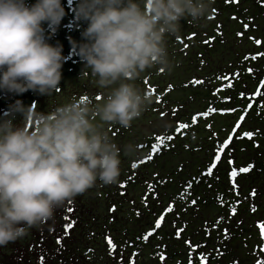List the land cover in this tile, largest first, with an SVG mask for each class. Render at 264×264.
I'll use <instances>...</instances> for the list:
<instances>
[{"label": "clouds", "instance_id": "clouds-1", "mask_svg": "<svg viewBox=\"0 0 264 264\" xmlns=\"http://www.w3.org/2000/svg\"><path fill=\"white\" fill-rule=\"evenodd\" d=\"M215 0H80L79 20L87 22L84 43L74 46L103 91L101 103L75 99L49 112L24 107L21 125L0 119V246L26 236L54 218L65 202L96 186L113 185L121 174V148L108 129L131 127L152 104L135 83L149 69L171 71L168 39L182 20L199 25ZM65 15L61 0H0V90H29L49 96L60 90L62 46L48 43ZM82 75H88L82 72Z\"/></svg>", "mask_w": 264, "mask_h": 264}, {"label": "rangeland", "instance_id": "rangeland-1", "mask_svg": "<svg viewBox=\"0 0 264 264\" xmlns=\"http://www.w3.org/2000/svg\"><path fill=\"white\" fill-rule=\"evenodd\" d=\"M26 1H29L30 5L36 2V0ZM61 2L64 10L67 9L64 4L69 2L66 0H61ZM217 2L215 1L214 4ZM218 6L215 12L224 13L220 9L219 3ZM190 21V19L182 20L181 29L187 30L188 37L196 33L200 38H191L195 42L190 43V46L186 48V44L183 42L175 44L177 39H174V36L169 37L168 51L173 63L172 70L160 71L158 67L149 69L135 82L142 92H146L152 97V104L138 119L132 122L130 128L124 129L115 125L108 129L109 136L121 148L131 143L137 149L135 156H127L122 152L119 179L125 182L130 174L135 175L136 179H133V182L136 181V184L132 187L131 193L136 201L135 205L139 208L131 204L130 210L133 213L129 216L133 219L130 217L121 219L120 223L123 225L119 227L123 230L126 228L127 235L133 236L134 234L136 236V234H140V229L134 225L141 221L140 228L145 232L143 236L150 231L153 232L146 243H143L144 245L139 251L140 254L136 256V264H204L205 260L207 264H256L258 259L264 260V251H261V248L264 247V235L261 234V229L258 227L264 220V217L259 214V211L264 212V192L262 191L263 200H260L257 198L258 191L255 197H252L248 193L247 195L243 194L242 187L236 184L225 185L222 180H218L217 183L211 180H208L207 183L204 181L205 184L200 185L199 183L206 169L202 159L212 153L213 149H210L213 146L224 144L228 138L232 139L237 153L236 157L240 160L243 156L263 152L264 136L263 138L261 135L257 136L256 141H254L255 138L248 140L243 134L249 132L250 129L244 127L239 130L237 127L240 119L239 113L237 115L222 114V111L225 110L222 103L226 99L224 89L226 81H221V78L226 76L216 77L215 74L210 76L208 74L209 67L213 65L211 60L213 59L216 63V60L223 54L222 47L216 43L214 47L218 45L220 49L213 48L208 52L206 48L210 43H205L207 37L203 38L202 35V32L213 31V29H218V26L215 24L212 27L200 28L197 24H191ZM195 26L197 28H193ZM188 32L190 33L188 34ZM228 44L230 45V42ZM231 48L230 55L234 54L235 58L233 57L229 62H232L234 66L232 71L236 72V67L242 64V59L237 58L239 56L237 52L242 53V48L238 43H231ZM252 56L250 53L243 59L249 58L250 60ZM225 65L229 66L227 62ZM219 68L221 69L222 65L215 69ZM258 68L264 73L263 61H260ZM82 72H87L88 75H82ZM79 73L81 74L80 81L82 79L83 81L89 80L93 86L88 89L82 87L81 82L77 101L101 103L103 96L99 100L96 97L103 90L95 85L91 70L85 68V64H83L79 66ZM194 80H200L203 83H191ZM74 92L75 90H70L69 94L62 95L63 97L59 101L60 105L73 99L76 100ZM85 97L87 99H84ZM213 102H217L215 107L216 110H219L218 113L213 114L211 118L200 119L199 124L189 130L179 128L182 123L191 125L193 117L208 112ZM236 104H239L238 100ZM27 107L28 105H26ZM51 110V108L42 109L45 113ZM113 132L116 134L113 135ZM176 132L178 133L177 137ZM163 136L174 138L167 143L166 148L164 147L163 150L160 149L159 153L153 154L154 144L159 140L158 138ZM235 141L238 143L235 144ZM225 152L227 153V151ZM149 155L152 156L151 160H148ZM227 155L228 153L225 156ZM134 164L139 167L142 165L137 176ZM181 169L182 172H180ZM145 175L146 177H143ZM138 176H142L144 179H139ZM216 179L218 178L216 177ZM153 180H159L161 185L170 184L168 188L164 189L156 183L152 186L150 182ZM238 181L240 182L239 178ZM114 186L117 185H102L97 182L96 186L89 191L100 204L105 192L109 187L114 190ZM247 188L249 189L250 186ZM233 194H235L234 197ZM83 196L80 198L88 205V198L84 199ZM151 197L157 199L152 202L153 204L146 202ZM227 197L233 203L232 205L222 200ZM192 200H195L196 203L193 204ZM77 201L81 203V200ZM121 201L125 203V200ZM169 202L176 203L174 206H177L174 208L171 205L172 210L166 211L164 225L161 226L165 228L160 227L159 230H155L154 226L151 227L148 223L152 221L156 223L158 219L155 218L165 213L162 207L166 209ZM240 203H243L244 207H238ZM101 204L104 207L106 201L104 200ZM80 206L82 207V205ZM151 206L154 211L149 210ZM198 206L199 209H197ZM233 208L236 209L235 215L232 214ZM253 208L255 211H252ZM81 210L78 211L79 216L81 213L83 214ZM86 214L89 217L92 216L93 210L87 209ZM262 215L264 216V214ZM137 219L140 220L137 221ZM111 225L110 222L109 226ZM125 225L127 226L125 227ZM181 228L184 231L177 237L176 232ZM226 234L227 238H225ZM27 236L31 237V234L29 233ZM25 237L10 242L6 246H0V261L2 262L3 258L11 252L5 253L6 251L14 248L17 244L29 242ZM65 241L67 242L68 238ZM186 241L190 243H186ZM61 245L58 244V246ZM65 246L63 243V248ZM161 254L165 259H161ZM89 257L90 260L86 262L101 264L97 262V256L93 257L90 254ZM102 262L105 261L102 260Z\"/></svg>", "mask_w": 264, "mask_h": 264}, {"label": "trees", "instance_id": "trees-1", "mask_svg": "<svg viewBox=\"0 0 264 264\" xmlns=\"http://www.w3.org/2000/svg\"><path fill=\"white\" fill-rule=\"evenodd\" d=\"M66 1L69 3L64 4L65 8H67L65 9V15L55 30L51 29L49 25H45L46 23L43 24L44 35L47 42L53 46H62V55L65 61L61 69L62 78L58 85L60 91L53 92L51 95L46 96L31 90L23 94L0 90V119L11 118L13 119V123L21 125L22 115L18 112H11V108L16 104V101H21L24 107H26V105H28V107L35 105L37 111L44 112L42 109H54L60 106L59 101L63 97L62 95L69 94L70 90H75L74 95H76V97L74 98L78 100L79 95L77 94L81 86L88 89L93 86L89 80L83 81L82 79V81H80L79 79V77L81 78L79 66L85 64V62L81 60L78 55V49L74 46V42L76 45L86 42L83 39L82 33L87 28V22L77 19L76 16V9L80 0ZM215 1L218 2L212 5L213 9H211L210 15L205 21L197 25L200 28L204 26L212 27L215 24L218 26V29H213V31L202 32L203 38L204 36L207 37L206 41L210 43L206 48L208 52L213 48L220 49L218 45L214 47L216 43L221 45L223 52L221 57L216 60V63L213 59L211 60L213 65L209 67L208 74L209 76L215 74L216 77L219 75L226 76L221 78V81H226V87L224 88L226 99L224 103H222L225 110L222 111V114L237 115L239 113L238 116L240 119L238 129H244V127L249 128V132L254 134L252 140L255 138L254 141H256L258 138L257 136L261 135L262 138L264 136V73L258 68L260 61L264 62V56L258 55L259 53H264V0ZM26 3L30 5L29 1H26ZM218 3L220 4V9L225 14H220V11L219 13L215 12L216 8L219 7ZM190 23L194 24L192 21H190ZM231 24L232 26H230ZM245 24L248 25L247 28L244 27ZM197 26L193 28H197ZM189 33L190 32H188V34ZM238 33H242V35H237ZM191 37L200 38L196 33ZM174 39H177L175 44L183 42V44L187 45L186 48L190 46V43L195 42V40L189 39L187 30L183 31L182 29L177 36H174ZM257 40L261 41V43L257 44ZM229 42L230 45L228 44ZM231 43H238L242 48V53L237 52L239 55L237 58L242 59V64L236 67V72L232 71L234 66L232 62H229L233 57L235 58L234 54H231L232 56L230 55L232 49ZM250 53L257 58L253 60L252 56L250 60L249 58L243 59V57H248ZM226 62L229 66L225 65ZM221 65V69H215ZM249 69L252 71H249ZM81 82L82 84L80 86L79 84ZM228 85H231V87ZM237 100L239 101L238 105L236 104ZM216 103L217 102H213L211 104L207 116L201 113L195 117L196 119L191 125L188 124L189 127L184 129L189 130L194 128L199 124L200 119L211 118L213 114H216V112L218 113L219 110L211 111V109H216ZM241 117H243V120H241ZM177 134L176 132V137ZM166 137L167 136H163L162 138L164 139H159L154 144L153 154L159 153L160 149L163 150L164 147L166 148V146H168L167 143L172 139H167ZM228 140L231 142L227 148H222L223 144L213 146L210 149H213L212 153L210 155L206 154L207 156L202 159L203 164L206 165V169L199 184H205L204 181L207 183L208 180L214 183H217L218 180H222L225 185L236 184L242 187V192L244 191L243 194L245 193L246 195L247 193L251 195L253 190H255V194L258 191L257 198L263 200L264 151L258 154L252 153L250 156H243L239 160V158L236 157L237 153L233 145V140L229 138ZM237 143L238 142L235 141V144ZM225 151L228 153L227 156H225L227 154ZM217 155L220 156L218 162L215 161ZM229 161H232V163H229ZM214 162L216 163V167L212 170V175H207L209 166ZM249 164L253 165L252 170L248 173H239L235 178V182H233V178L230 175L231 171L233 169L238 171L239 168L247 167ZM140 167H142V165H140ZM140 167L139 165L136 166V176L140 171ZM182 171L181 169L180 172ZM139 176V179H144L143 177H146V175L143 177ZM129 177H131V179H129ZM216 177L218 179H216ZM133 179H136V177L131 174L126 179V181L128 180L127 182H123L119 179L118 182L114 184L117 185L114 186V190L112 187H109L107 192H105V196L100 200V204L97 203L95 196H92L89 190L85 192L84 196L80 194L74 199L66 201L63 207L56 210L53 219L47 221L39 228H32L28 232L27 235L30 233L31 237L26 235L25 238L28 239L29 242L17 244L14 248L6 251L5 253L11 252L7 257L3 258L2 262L0 261V264H95L86 262L90 260V254L93 255V257L97 256L96 260L101 264H132V262L136 264V256L140 254L139 251L144 245L143 243H146L143 239V233L145 232L140 228L142 226L141 221L137 219L139 222L134 225L140 229V234H136V236L134 234L133 236L127 235V229L125 228V230H123L119 227L123 225L120 223L121 219L129 217L133 219L129 216L133 213V211L131 212L130 210L131 204L137 207V205H135L136 201L134 196H132L131 193L132 187L136 184V181L133 182ZM154 183L158 186L160 185L164 189L168 188L170 184L161 185L159 180L150 182L151 185H155ZM247 186H250V188L248 189ZM234 195L235 194H233V197ZM80 196H83L84 199L88 198V205L84 203V200L81 199ZM251 196L255 197V195ZM245 198L247 199V197ZM78 199L81 200V203H78ZM122 199L125 200V203L121 201ZM104 200L106 201V205L103 207L101 202L103 203ZM155 200L157 199L151 197L146 202L153 204L152 202ZM222 200L226 203H231L230 205L233 204L228 197ZM220 202L222 203L223 201ZM175 204L176 203L169 202L167 208L171 205L176 208L177 205L174 206ZM242 204L243 203L238 204V207H244ZM80 205H82V207ZM113 207L115 211L111 210ZM206 207L208 206L206 205ZM162 208L165 212L162 216L165 218L164 215H167V208ZM199 208L198 206L197 209ZM69 209H71V211H69ZM87 209L93 210L92 216L89 217V215H85ZM153 209V206H151V208L149 207V210ZM80 210L83 211V214L81 213L79 216L78 211ZM259 214L264 217L262 215L264 214L263 211H259ZM141 215L144 216L143 214ZM65 216L68 217L67 220H65ZM160 217H156L155 219L157 220ZM73 221H75V224L71 228H68L66 232L65 226L67 224H72ZM110 222L112 224L111 226H109ZM150 223H148V225L151 227L154 226L153 228H155V221ZM262 223H264V220ZM162 225H164V222H162ZM126 226L127 225H125V227ZM108 237L111 238L115 245L114 249L110 248L106 239ZM67 238L68 241L66 242L65 240ZM57 240H59L60 243H57ZM47 243L49 244L47 245ZM63 243L66 245L64 248ZM58 244L62 245L58 246ZM102 260L105 262H102Z\"/></svg>", "mask_w": 264, "mask_h": 264}, {"label": "snow or ice", "instance_id": "snow-or-ice-1", "mask_svg": "<svg viewBox=\"0 0 264 264\" xmlns=\"http://www.w3.org/2000/svg\"><path fill=\"white\" fill-rule=\"evenodd\" d=\"M244 27L247 28L248 25L245 24ZM237 35H242V33H238ZM191 38H192V37L189 36V39H191ZM205 43H208V41H205ZM256 43L259 44V43H261V41L257 40ZM185 47H187V45H185ZM258 55H262V56H264V53H259ZM256 58H257L256 56H253V57H252L253 60H255ZM249 71H252V70L249 69ZM191 83L201 84V83H203V82L200 81V80H194V81H191ZM228 86L231 87V85H228ZM59 91H60V90H58V92H59ZM242 95H243V94H242ZM84 99H87V97H85ZM96 99L99 100L100 97H96ZM211 111H216V109H211ZM202 115L207 116V115H208V112H205V113H203ZM195 119H196V118L193 117V121H195ZM241 120H243V117H241ZM187 127H189L188 124H183V123H182V124L179 125V128H180V129H184V128H187ZM209 127H210V125H209ZM237 127H239V124H237ZM115 134H116V133L113 132V135H115ZM243 135H244L245 137H247L249 140H251L254 134H253L252 132H244ZM158 139H164V138L160 137V138H158ZM167 139H173V137L169 136V137H167ZM230 142H231L230 140L225 141L224 144L222 145V148H227ZM157 151H158V149H157ZM151 159H152V156L149 155L148 160H151ZM219 160H220V156L217 155V156L215 157V161L218 162ZM229 163H232V161H229ZM133 167L135 168L136 165L134 164ZM215 167H216V163L214 162V163H212V164L209 166V168H208V170H207V175H212V170H213ZM252 168H253V165L249 164L247 167H241V168H239L238 171H237L236 169H233V170L231 171V173H230L231 177L233 178V182H235V178L237 177V175H238L239 173H248V172H250V171L252 170ZM129 179H131V177H129ZM149 187H151V186H149ZM189 187H191V184H189ZM251 195H253V196L255 195V190H253V192L251 193ZM192 203L195 204L196 201H195V200H192ZM111 210H112V211H115V208L113 207ZM171 210H172V207L169 206V208L167 209V211L170 212ZM69 211H71V209H69ZM252 211H255V208H253ZM235 213H236V209L233 208V209H232V214L235 215ZM137 215H139V213H137ZM67 219H68V217L65 216V220H67ZM163 220H164V217L161 216V217L156 221V223H155V229H159V228L161 227ZM217 223H218V222H217ZM74 224H75V221H73L72 224H67V225L65 226V231L67 232V229H68V228H71ZM258 227L261 229V234L264 235V223L259 224ZM183 231H184L183 228L178 229L177 232H176V236L179 237L180 234H181V232H183ZM152 235H153V232L150 231V232H148L146 235L143 236V239L146 241V240H147L150 236H152ZM225 238H227V234L225 235ZM106 239H107V242H108L110 248H113V249H114V248H115V245L113 244L111 238L108 237V238H106ZM57 243H60V241L57 240ZM186 243H190V242L186 241ZM261 251H264V247L261 248ZM161 259H162V260L165 259V257L163 256V254H161ZM132 264H134V262H132ZM204 264H207V261H206V260H205ZM256 264H264V260H259V259H258L257 262H256Z\"/></svg>", "mask_w": 264, "mask_h": 264}]
</instances>
